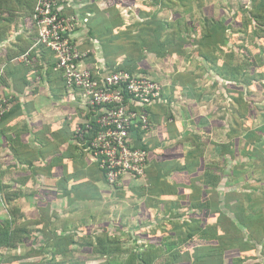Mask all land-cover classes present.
Here are the masks:
<instances>
[{"label": "crops", "instance_id": "1", "mask_svg": "<svg viewBox=\"0 0 264 264\" xmlns=\"http://www.w3.org/2000/svg\"><path fill=\"white\" fill-rule=\"evenodd\" d=\"M57 3L81 67L160 83L130 132L145 173L106 182L31 7L0 9V219L17 218L0 264H264V0Z\"/></svg>", "mask_w": 264, "mask_h": 264}, {"label": "built area", "instance_id": "2", "mask_svg": "<svg viewBox=\"0 0 264 264\" xmlns=\"http://www.w3.org/2000/svg\"><path fill=\"white\" fill-rule=\"evenodd\" d=\"M58 1L36 0L32 19L37 43L55 53L54 68L60 70L67 87L81 91L91 110L84 127L76 128L77 136L82 141L83 133H92L86 147L108 184H115L124 175L141 177L147 151L130 139V132L137 125L142 130L148 127L145 107L160 98L161 85L128 69L99 72L81 67L82 53L69 36L74 23L61 16ZM9 107L10 98L0 94V119Z\"/></svg>", "mask_w": 264, "mask_h": 264}, {"label": "trees", "instance_id": "3", "mask_svg": "<svg viewBox=\"0 0 264 264\" xmlns=\"http://www.w3.org/2000/svg\"><path fill=\"white\" fill-rule=\"evenodd\" d=\"M22 5L20 6L23 10H24V15H25V3L31 7V19L33 16V11H34V6L36 3V0H0V9L2 10H7V13L10 12V10H17L18 6L17 4ZM256 9V8H255ZM33 21V19H32ZM34 24V23H33ZM166 51V49L164 48V51H162V53H164ZM119 69V68H118ZM121 69H128L131 72H134V70L132 68H128V67H122ZM3 95V94H1ZM5 115V114H4ZM80 127H84V125H80ZM77 134V133H76ZM92 133H83V140L81 141V143H85L88 142V140L90 139ZM139 145H141L143 147V145L141 143H138ZM87 145V144H85ZM144 148V147H143ZM98 164V163H97ZM99 167V166H98ZM9 194V193H8ZM7 195V194H6ZM13 197L16 196V194H11ZM10 196H5V198H3V201L5 203H8V201H10ZM16 217L15 218H11V219H0V251L2 252L3 250H5L8 246H10L12 244V239H13V233L10 232L9 228L12 227L13 224L16 223ZM98 243L97 246L95 247V250L102 252H105V248L106 246H99L100 245V240L101 238H98ZM110 249H113L112 247ZM102 252V253H104ZM149 254H151V251L149 250H145L143 252L140 253H132L129 256V260H127L126 262H124L123 264H136L135 263V259L137 257V259L141 260L139 263L137 264H150L149 261L146 260L145 257L148 258ZM133 261V263H132Z\"/></svg>", "mask_w": 264, "mask_h": 264}, {"label": "rangeland", "instance_id": "4", "mask_svg": "<svg viewBox=\"0 0 264 264\" xmlns=\"http://www.w3.org/2000/svg\"><path fill=\"white\" fill-rule=\"evenodd\" d=\"M255 11V14H261V13H264V8H262V9H258V10H256V9H254ZM257 11V12H256ZM198 64H199V62H198ZM192 66L194 65V64H191Z\"/></svg>", "mask_w": 264, "mask_h": 264}]
</instances>
